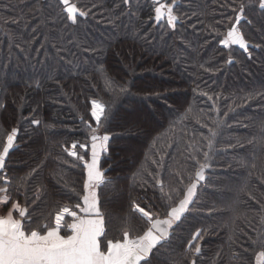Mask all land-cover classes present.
Returning a JSON list of instances; mask_svg holds the SVG:
<instances>
[{"label":"trees","instance_id":"1","mask_svg":"<svg viewBox=\"0 0 264 264\" xmlns=\"http://www.w3.org/2000/svg\"><path fill=\"white\" fill-rule=\"evenodd\" d=\"M70 2L89 15L70 24L60 0H0V151L18 129L0 170L8 206L26 207L35 226L82 203L86 169L68 153L73 143L80 154L79 144L90 146L98 100L105 107L98 135L110 137L100 164L106 183L96 190L108 237L146 227L134 202L165 218L207 164L206 181L152 264H257L264 251L259 0H177L174 29L166 18L156 23L152 0ZM236 24L247 51L221 43ZM161 158L162 166L153 163ZM197 230L199 255L189 247Z\"/></svg>","mask_w":264,"mask_h":264},{"label":"snow or ice","instance_id":"2","mask_svg":"<svg viewBox=\"0 0 264 264\" xmlns=\"http://www.w3.org/2000/svg\"><path fill=\"white\" fill-rule=\"evenodd\" d=\"M60 3L64 6L67 19L73 24L76 23L78 16L89 15L88 11L81 10L70 0H60ZM123 3L129 5L130 0H123ZM155 4L157 5L154 7L155 21L160 23L166 17L167 24L174 29L181 19L174 11L178 7L177 0H171L170 3L155 0ZM259 6L264 9V0H259ZM244 13L245 6L240 4L235 16L237 23ZM221 43L226 47L239 45L245 51L249 47L243 33L235 25L227 30ZM104 112L105 107L101 102L91 101V117L94 118L96 127L92 128L89 125L90 146L79 144V148L84 150L83 154H80L76 151L77 144L73 143L72 150L68 153L83 161L86 169L87 179L83 184L82 203L64 205L55 214L54 223H37L35 226L27 208L18 202L13 203L12 208L0 216V264H152L154 252L159 251L170 241L172 233L189 211L198 183L205 180L204 171L208 165H200L195 173L196 179L188 184L178 203L168 206L165 218H159L158 214L146 211L134 202L133 207L145 219L146 227L136 234L131 230H124L119 238H109L96 191L106 183L105 173L101 171L100 164L102 154L107 151L110 137L107 134L102 136L97 134ZM32 123L38 125L40 122L33 120ZM17 134L18 129L14 127L6 136V143L0 151V170L4 169L5 159L10 149L15 146ZM208 146L211 149V139ZM89 147L91 158L86 160ZM204 155L207 160L208 153ZM153 163L162 166V158L161 161ZM162 183L161 180H156V184L161 185V191ZM0 194H2L0 206L6 207L10 200L7 187H0ZM167 199L171 200V197L168 196ZM66 217H70V221ZM200 235V231L197 230L189 241V247L196 255L201 253V247L199 244L193 245L192 241L198 239ZM256 261L257 264H264V251L257 254ZM191 264H196V260H191Z\"/></svg>","mask_w":264,"mask_h":264},{"label":"crops","instance_id":"3","mask_svg":"<svg viewBox=\"0 0 264 264\" xmlns=\"http://www.w3.org/2000/svg\"><path fill=\"white\" fill-rule=\"evenodd\" d=\"M12 205H13V204H11V205L8 206V204H7L6 207H5V206H0V216L5 215L6 212H7L9 209L12 208ZM14 215H15V213H14Z\"/></svg>","mask_w":264,"mask_h":264},{"label":"water","instance_id":"4","mask_svg":"<svg viewBox=\"0 0 264 264\" xmlns=\"http://www.w3.org/2000/svg\"><path fill=\"white\" fill-rule=\"evenodd\" d=\"M153 2H155V0H152ZM162 2V1H161ZM65 12V11H64ZM66 13V12H65ZM77 18H79V16L77 17ZM80 18H85V17H80ZM166 18V17H165ZM165 20V19H164ZM163 20V21H164ZM162 21V22H163ZM70 22V24H73L71 21H69ZM77 22V21H76ZM162 22H160V23H162ZM157 23V22H156ZM157 24H159V23H157ZM204 175H205V172H204ZM196 178V177H195ZM206 181V175H205V180H203V181H200L201 183H203V182H205ZM98 201H99V198H98ZM99 207H100V201H99ZM100 211H101V209H100ZM102 213V212H101ZM201 247V246H200Z\"/></svg>","mask_w":264,"mask_h":264},{"label":"rangeland","instance_id":"5","mask_svg":"<svg viewBox=\"0 0 264 264\" xmlns=\"http://www.w3.org/2000/svg\"><path fill=\"white\" fill-rule=\"evenodd\" d=\"M235 26L237 27V24H236ZM237 28H238V27H237ZM229 46H231V45H229ZM229 46H227V47H229ZM235 46L239 47V45H235ZM97 134H99V133H97Z\"/></svg>","mask_w":264,"mask_h":264}]
</instances>
